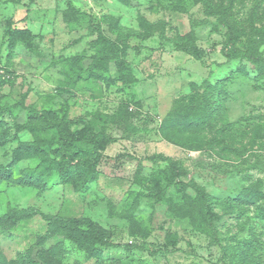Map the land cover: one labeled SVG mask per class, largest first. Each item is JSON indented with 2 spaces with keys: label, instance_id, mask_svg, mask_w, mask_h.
I'll use <instances>...</instances> for the list:
<instances>
[{
  "label": "rangeland",
  "instance_id": "rangeland-1",
  "mask_svg": "<svg viewBox=\"0 0 264 264\" xmlns=\"http://www.w3.org/2000/svg\"><path fill=\"white\" fill-rule=\"evenodd\" d=\"M9 19L33 35L17 43L12 55L2 37ZM261 26L264 0H0V105L23 99L91 120L115 138L94 180L76 186L54 174L41 191L1 180L13 149L36 139V132L18 128L28 120L24 110L3 114L0 216L13 207L86 217L111 241L133 246L102 248L95 257L57 234L45 247L63 242L60 258L40 260L36 240L47 222L35 214L0 232V257L8 262L31 254L39 264H264V40L252 31ZM100 28L112 40L122 32L142 34L129 41L123 56L127 81L118 79L115 61L107 59L94 70L95 79L71 85V57L85 55L87 63L88 42ZM230 30L240 35L239 51L261 55V67L224 56ZM183 35L203 51L202 59L175 48ZM114 113L115 121L104 123ZM53 137L44 133L41 140ZM146 157L169 160L179 180L234 206L218 204L206 219L192 188L171 187L160 203L137 199V192L154 188L144 179L171 174L169 161ZM37 163L18 161L12 178ZM255 194L252 203L243 197Z\"/></svg>",
  "mask_w": 264,
  "mask_h": 264
},
{
  "label": "trees",
  "instance_id": "trees-1",
  "mask_svg": "<svg viewBox=\"0 0 264 264\" xmlns=\"http://www.w3.org/2000/svg\"><path fill=\"white\" fill-rule=\"evenodd\" d=\"M120 1L126 2V0ZM252 31L264 40V26L254 27ZM228 34L221 48L225 57L228 59L239 57L260 67L262 66L261 55L250 51H239L236 48V43L240 36L237 31L230 30ZM243 34L249 37L253 35L252 33ZM140 36H142L140 32H122L118 33V37L112 40L103 35V31L100 28L97 37L88 42L92 50L91 55L88 56L89 61L87 63L84 62L85 55L71 57L69 66L72 71V81H70V84L75 85L81 80L95 79L94 77L97 75H94V70L105 66L104 64L107 59L115 61L119 73L118 79L125 83L127 80L123 78V75L126 74L125 70L127 67L123 56L126 53L129 41L134 37ZM2 37L6 40L9 55H12L17 43L30 39L33 35L27 28L18 27L14 21L9 19L5 21ZM174 46L177 50L184 51L197 60L203 58V51L189 37L184 35L177 37L174 40ZM240 70L245 74V69L242 66ZM120 75L122 78H120ZM14 108L24 110L27 114L28 120L18 128L36 132V139L22 142L13 149L11 154L12 160L7 166V170L1 180H10L14 183L28 185L42 191L47 188L48 182L54 174L58 176L61 183H73L76 186L85 185L96 178V168L104 157L103 151L109 144L115 141V138L107 133L104 128H99L98 126L97 128L91 120L85 121V118H69L66 112L60 115L58 112L26 105L23 99L13 105H0V117L6 113L10 114ZM116 117L117 114L115 113L112 115L106 114L104 123L114 122ZM190 123L191 121L188 120V124ZM0 124H3L1 120ZM50 132L54 134V137L47 142L42 141L41 135ZM6 141L7 135L0 132V146H3ZM22 159H38V163L35 167L23 169L19 177L12 178V167ZM146 159L167 161L165 158L155 157H146ZM168 166L171 169L169 176L152 174L147 179H144L153 184L154 188H149L147 193L144 191L137 192V199L147 197L156 203H160L165 200L171 187L175 192H184L186 189L192 188L196 192L193 200L200 206L206 219L212 218L211 213L213 208L218 204L225 205L226 208L234 206L235 201L214 197L193 181L184 182L179 180L176 167L170 161L168 162ZM263 192L261 190V199L263 198ZM256 194L251 198L248 196L243 197L248 203H252L256 198ZM238 199L240 200V197ZM35 214H40L47 222L45 232L38 236L36 240V246L40 248L36 251V257L40 260L41 258L45 260L46 256L54 260L60 258L63 242L57 241L47 248L45 247L47 240L57 234L63 235L65 239L74 242L79 248L91 253L95 257L100 255L102 248L122 247L127 250L133 248L130 244L111 241L102 226L86 217L42 214L35 208H9L7 212L0 216V232L7 234L19 221L31 218ZM28 253H32V251L30 250ZM36 257L31 254H24L18 259L8 262L0 257V264H39ZM45 262L52 264L50 261Z\"/></svg>",
  "mask_w": 264,
  "mask_h": 264
}]
</instances>
